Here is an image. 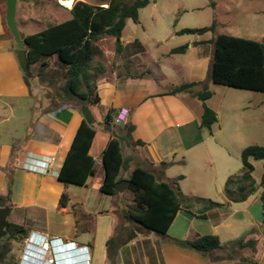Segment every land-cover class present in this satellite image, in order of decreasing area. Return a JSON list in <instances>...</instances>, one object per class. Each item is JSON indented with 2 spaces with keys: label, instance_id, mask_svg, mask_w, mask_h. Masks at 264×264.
<instances>
[{
  "label": "crops",
  "instance_id": "0c3cea01",
  "mask_svg": "<svg viewBox=\"0 0 264 264\" xmlns=\"http://www.w3.org/2000/svg\"><path fill=\"white\" fill-rule=\"evenodd\" d=\"M49 1L64 14L60 23L72 17L71 8L79 0H73L70 6L63 0ZM171 1L183 11L200 7L196 0ZM244 1L253 7L254 22L258 16L264 20V0L230 1L227 13L244 9ZM107 2L96 4L107 6ZM212 2L214 5L210 2L208 6L216 12L218 2ZM46 3L50 4L46 0H18L16 20L23 38L48 27L37 30L32 26L40 22L39 4L42 7ZM6 15L7 0H0V209L11 207L9 223L25 226L27 237L33 240L47 234L87 246L90 264H264V161L252 160L256 188L245 199L232 200L225 192L229 176L242 169L243 149L251 144L264 145V92L237 89L210 79L213 39L224 33L220 29L226 26L224 22L214 18L216 29L203 34H178L185 28L182 26L161 35L143 31L144 36H140L130 26L132 19L127 20L121 38H115V43L122 44L120 52L115 44L118 59L97 78L100 103L89 105L96 130L90 153L97 171L85 185H76L63 181L59 173L79 126L86 120L82 106L75 101L55 104L53 98L36 96L19 64L18 45ZM247 30L245 36L228 34L264 39V28ZM176 36L181 39L168 45ZM147 41L153 43L152 48H148ZM183 44H188L185 52L171 53ZM104 52L108 57L110 52ZM51 60L53 65L56 62L55 58L47 59L49 67ZM31 69L32 77L40 81L36 75L40 64H33ZM195 81L206 82L213 91L206 103L216 111L218 120L211 128L201 126L204 105L199 97L189 92H170L175 85ZM122 108L129 111L126 122L134 125L130 136L126 135V122L113 123ZM109 113L112 120L108 125L105 119ZM114 136L122 139L126 158L122 177H128L136 166L155 172L163 180L183 175L179 180L183 193L222 204L183 202L167 236L139 232L128 216L124 225V191L114 195L101 191L102 154ZM35 160L49 161L48 168H31ZM163 161L169 164L162 165ZM174 166H179V172L167 176V168ZM63 194L68 197L64 204ZM206 234L217 236L223 247L200 252L184 243ZM112 237L116 241L114 248H109L107 243ZM239 239L251 244H231ZM24 240H11V251L0 264H22ZM80 253H65L59 259L63 264H84Z\"/></svg>",
  "mask_w": 264,
  "mask_h": 264
},
{
  "label": "trees",
  "instance_id": "16d2710c",
  "mask_svg": "<svg viewBox=\"0 0 264 264\" xmlns=\"http://www.w3.org/2000/svg\"><path fill=\"white\" fill-rule=\"evenodd\" d=\"M150 2L151 0H108L105 6L79 0L71 8V18L23 38L31 64H40L36 75L41 80L47 79V72L48 74L53 73L56 67L60 68V73H53L57 74L55 81L57 79L63 81L60 91L55 92L54 89L52 91L53 103L63 104L65 101H75L79 106L100 103L97 91L99 74L93 73L92 67V62L99 53L97 42L105 35L119 40L127 20L132 19L134 22H139L140 10ZM211 5H214V2H211ZM216 26L217 22L214 20L210 25L185 27L177 33L203 34L214 31ZM213 42L214 52L209 74L212 82L264 92V39L256 40L221 33L213 39ZM121 46V41H117L118 52ZM187 48L188 44H183L174 47L171 53H183ZM50 58L56 60L51 67L46 63ZM30 78L32 76L25 75L27 81ZM55 81L50 82L55 83ZM170 92L173 94L189 92L203 101L202 127L211 128L217 122L216 111L206 103L213 94L206 82L181 83L175 85ZM111 120L112 116L109 113L105 121L109 125ZM124 128L126 135L130 136L134 125L126 122ZM95 134L94 126L87 120H83L59 173V177L66 183L85 185L88 179L96 174V161L90 153ZM241 158L243 164L241 171L229 176L225 183V192L232 200L245 199L255 190L252 160L264 161V145H248L243 149ZM168 164V162H162V165ZM102 166L104 176L101 191L103 193L114 195L117 193L115 184L122 179L129 180L126 189L132 192L134 202V208L128 210L131 216L129 221L141 233L155 232L160 236H167L171 222L185 201L196 200L209 205L222 204L210 198L188 196L183 193L179 185V180L183 178V175L171 180H163L159 179L155 172L142 166H136L128 177H122L121 171L126 168V158L123 153L122 139L118 136H114L104 149ZM261 184L264 185V171ZM67 198V195L63 194V204ZM27 235L28 230L25 226L10 223L7 234L1 238L0 261H4L11 251V240L22 242ZM115 241V237L109 239L107 243L109 248H114ZM184 243L200 252H209L223 247L219 238L211 234L199 235ZM231 244L247 246L251 244V241L239 239L232 241ZM117 248L111 251L112 256L116 254Z\"/></svg>",
  "mask_w": 264,
  "mask_h": 264
},
{
  "label": "rangeland",
  "instance_id": "374dc122",
  "mask_svg": "<svg viewBox=\"0 0 264 264\" xmlns=\"http://www.w3.org/2000/svg\"><path fill=\"white\" fill-rule=\"evenodd\" d=\"M39 1V0H37ZM50 4L46 3L42 5L39 4V15L41 18L39 19L40 22L33 23V28L40 30V28L44 26H50L54 23H57L63 19V12H58V8L56 6H51L52 3L49 0H46ZM104 0H88L91 4H96ZM156 4L150 3L145 8L140 10V22L137 24L133 20H129L130 26H134L136 34L140 36H144V32L146 31L148 34H163L165 30H172L174 28L179 27H203L210 25L214 18L218 17V19L226 24V26L220 27V29L224 33L235 32V34H241L243 36L249 34L247 29L256 28L257 30L264 28V20L263 16H258L259 18L256 22L253 21V11L251 6H248L246 2V7L244 9L233 10L230 13L227 11L230 10L231 4L230 1H239V3L243 2V0H196L199 9L197 10H190V11H183L179 10L176 4H173L171 0H155ZM212 1L218 2V10L214 12L211 6L208 4ZM252 3V2H251ZM156 7V8H155ZM264 8V2L261 3V9ZM156 10L153 12V10ZM59 10H62L59 8ZM65 17V16H64ZM190 35V34H187ZM206 35V34H205ZM186 37V36H185ZM181 39L179 36H176L174 40H169V44H173V42ZM97 44L99 45V53L96 54L93 62V73H98L100 75L108 68V66L114 65L116 59H118V55L115 52V38L113 36H102L98 40ZM148 48H152V42H148ZM177 44V43H176ZM104 51H108V57ZM53 66V60H51ZM38 66L35 67V70ZM56 67V66H55ZM54 67V68H55ZM59 66L56 67V70L53 73H60ZM97 69V70H96ZM47 72V79L46 80H38L37 78H30L29 85L31 89L36 93L38 98H46V96L52 98V91H60L61 85L63 83L62 80H54L56 79L57 74H53ZM55 81V83H51L50 81ZM224 87V86H223ZM234 89V88H233ZM238 89V88H237ZM94 106V105H93ZM224 122V121H223ZM126 139H129L128 137ZM179 166L168 167L167 168V176H173L179 172ZM175 177H172L173 179ZM123 196L121 198L124 201L123 211H128L129 209L134 208L133 202V194L129 189H125L122 193ZM127 221V214L124 213L123 215V223L126 225ZM5 236V235H4ZM20 249V245H17Z\"/></svg>",
  "mask_w": 264,
  "mask_h": 264
},
{
  "label": "built area",
  "instance_id": "2783aa9c",
  "mask_svg": "<svg viewBox=\"0 0 264 264\" xmlns=\"http://www.w3.org/2000/svg\"><path fill=\"white\" fill-rule=\"evenodd\" d=\"M128 116V109L122 108L113 118V123L116 125L125 123ZM48 163L49 161L47 160H35L34 163L29 166L39 170H46L48 168ZM33 239L32 236H29L24 240L25 248L21 259L22 264H63L59 256L77 250L81 251L80 254L81 257L84 258V264H90L91 258L87 246H78L74 241H65L62 237L50 236L47 234H41L37 240Z\"/></svg>",
  "mask_w": 264,
  "mask_h": 264
},
{
  "label": "water",
  "instance_id": "95a60500",
  "mask_svg": "<svg viewBox=\"0 0 264 264\" xmlns=\"http://www.w3.org/2000/svg\"><path fill=\"white\" fill-rule=\"evenodd\" d=\"M17 2L18 0H7V24L14 36V39L18 45V49L16 51L17 57L19 64L24 71L26 76H33V71H32V64L30 62L29 56H28V50L26 47V43L19 31L17 20H16V12H17ZM82 112L85 116V119L89 122L92 123L94 117L91 112L90 106L89 105H83L82 106ZM129 185V180L128 179H122L119 180L115 184V189L117 192H123ZM11 212V207L10 206H5L0 209V235L4 236L8 232V228L10 226V223L8 221V215ZM124 213L127 214L128 218L130 219V213L129 211L124 210Z\"/></svg>",
  "mask_w": 264,
  "mask_h": 264
},
{
  "label": "bare ground",
  "instance_id": "6f19581e",
  "mask_svg": "<svg viewBox=\"0 0 264 264\" xmlns=\"http://www.w3.org/2000/svg\"><path fill=\"white\" fill-rule=\"evenodd\" d=\"M73 0H63V4L70 6ZM74 2V1H73Z\"/></svg>",
  "mask_w": 264,
  "mask_h": 264
}]
</instances>
